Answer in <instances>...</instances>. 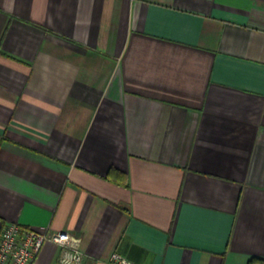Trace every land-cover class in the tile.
I'll return each mask as SVG.
<instances>
[{"label": "crops", "instance_id": "1", "mask_svg": "<svg viewBox=\"0 0 264 264\" xmlns=\"http://www.w3.org/2000/svg\"><path fill=\"white\" fill-rule=\"evenodd\" d=\"M8 222L82 264H264V0H0Z\"/></svg>", "mask_w": 264, "mask_h": 264}, {"label": "built area", "instance_id": "2", "mask_svg": "<svg viewBox=\"0 0 264 264\" xmlns=\"http://www.w3.org/2000/svg\"><path fill=\"white\" fill-rule=\"evenodd\" d=\"M59 246L58 264H82L84 254L78 238L68 230H35L16 222L0 229V264H32L45 241ZM104 264H134L116 251Z\"/></svg>", "mask_w": 264, "mask_h": 264}]
</instances>
